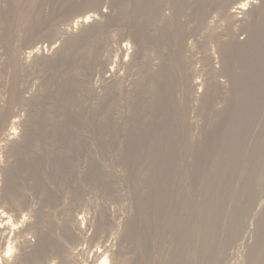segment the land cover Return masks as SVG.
Returning <instances> with one entry per match:
<instances>
[{
    "label": "rangeland",
    "instance_id": "374dc122",
    "mask_svg": "<svg viewBox=\"0 0 264 264\" xmlns=\"http://www.w3.org/2000/svg\"><path fill=\"white\" fill-rule=\"evenodd\" d=\"M16 1H17V3H16ZM35 1L36 0H0V11H1L0 12V20H1L0 21V44L2 45V43L4 42V44L2 46L0 45V51H1V49L3 51L6 48V46H9L8 41L12 42L13 40H15L17 38V39H19V43L21 44L20 46L22 47L21 50L23 49V51H26L27 50L26 47L28 46V44L30 45L33 42L34 44H32V46H33L34 50H36L38 48V51L47 52L50 55H52V54L54 55L55 54L54 56L58 57V61H57L56 57H55L56 60L52 61V62H54V64L53 63L51 64V65H53V67L50 65L52 67V70H51V67L49 66L47 68L48 70L47 69H45L44 71L42 70L43 71V72L41 71L42 73L40 71H37L38 73H36V71L34 73L33 72L32 73H28V72H26V69L25 70L24 69H20V71L17 69L18 72L15 73L16 74V81H18V82H16V84H17L16 86H17V89L21 93H22V91L26 92L27 90H25V89L27 87L29 92L32 91L31 92L32 94L29 93L28 91L26 92V93H28V94H26L27 98L32 97V95L34 97H36V96H43V94H44L45 95L44 96L45 97V101H43V102L47 101L46 104H48V106L45 103L44 104H40L41 106L44 105L42 108L39 105V107L41 109L38 110L37 112L38 113L40 112V113L38 114L36 112L37 116L34 119L35 123L37 122L36 124H38L37 131H38L39 138H40V139L38 138L37 141L39 143H41V142L42 143L41 144L36 143V146H38V147L35 146V148H36L35 152L37 150L39 152L37 151V153L35 155L34 154L33 155L37 158V160L35 159V157H33L30 160L28 159L31 162V163L30 162L28 163V166L29 165L38 166V168L37 167H33V168L28 167V169H27V168H25L26 164H27V161L26 162L24 161L25 163L24 162L21 163V161L24 160V159H20L19 157H15V158L11 159L12 161L14 160V162H16L15 160H17V163H15V167L16 166H18V167L15 168L16 169L15 170L16 171L15 174L18 176V174L21 173L18 176L19 177L18 180L21 181V185H24L25 191L26 190L29 191L28 194L31 195L32 199H34L35 202L34 201L33 202L36 205V203L38 202V201H36V199H38L37 196H39L38 194L40 192L37 191L36 187H34L32 185V183L34 184V182H36L38 184V186H39L40 185L39 182H42V179H44V178H46V180L48 182L49 181L53 182L54 180L60 179L61 176L59 174H56L55 171L53 172L54 169H52L53 165L56 164V163H59V164H62V165H68V164L72 165L74 163H76V164L77 163H83V160H85V162L88 164L89 160H91L89 158H91V157H90V155L89 156L87 155V150L88 149L86 148V144H87V146L90 145L91 147L90 146L89 147L92 150V152L90 154H91V156H94V158L96 159V160L95 159L94 160L96 162L98 161V163H100V165H105V163H106L105 166H107V164H108L109 168L111 166H113V167H116V168L120 167V169H125V170L128 169V172L129 171L131 172V170H132L133 175L135 177H138L141 174V176H142L141 178H143L144 180H147V178L149 177L151 179V181H156V183L153 184V185L149 183V180L146 181V182H142L144 186L143 185L141 186L142 183L139 184L140 185L139 187L142 189V190H140L141 193H142V195H140V196L146 197V200H144L143 203H144V206L146 207V210L148 209L147 210V213H148L147 215H150V217H152L154 219V221L152 222V220L150 219L149 222L147 224H145L146 227L144 226V224L143 225L141 224L142 226L140 225L141 228L139 230L138 229L137 230L134 229L130 233H127L128 234L127 235L128 236V238H127L128 243H126L127 247H128L127 251L130 252V253H128V255H127V252H126V256L128 258L127 259L128 261L130 259H132V262L129 261V263L130 264L131 263L132 264H147V263L151 264L150 262H152V264H159V263L160 264H168L169 263L168 261H170L171 258H175L176 257V256H174L176 254V252H177V254L178 253L180 254L182 252L181 253L182 257L181 258H184V255H182V254L185 253V258L182 259L183 261L186 260V262H184L185 264H187V263L188 264H199V258L201 259L203 257L202 256L203 252H201L202 250H200L199 246H200V243L203 240L202 237H204L203 235H205V231H204L203 227L199 226L200 225L199 222L203 221V218H200V216L202 214H198V212H200L199 211L200 208H197V207H200L199 205H201L200 201L202 199H204V205L205 206L209 205L207 203H210L208 199L211 198L210 193H212V191H214V185H213L214 181H212L214 178H212V176H213V174L215 172V171H213L215 169V166L220 167V164L221 165H223V164L227 165L229 163V162H226L225 159L223 158L224 152H225V155H226V151L222 150V149H226V148L222 147V143L221 142H222V138L224 137V132L225 131H224V127H221L220 124L222 123L223 125L222 124L221 125L225 126V124L228 123V120H229L228 117L232 114L231 113V111H232L231 109H233L234 106H235L234 104H232V102L234 101L233 99H234L235 95L237 96V97H235L237 100H238V98L242 100L240 92L238 91V85L236 86V84H234L232 82L233 81V78H232L233 75L234 74L235 75L236 74L239 75V73L241 72L240 71V69H242V66H241L242 64L240 63L241 60H240L239 56H238V60L236 59V55H234V53L236 54L234 48L231 49V50L229 49L231 51L230 54L232 56H235V57L232 58V63L229 64L230 65V67H229L230 69L228 71L229 72L228 76H225V74H222V76L221 75L218 76V79L220 81L221 80L222 81H225V80L228 81L227 82V85H228L227 86V92L222 95L221 93H218V87H217V88L213 89V90H217V92L213 91V94L210 95V96H212V98H209L208 101H204L203 102L202 99L205 98V95L200 96V98H201L200 100L199 99L198 100L197 99H192V98H194V95H192V94L190 95V93H188V92L184 93L185 89L181 88L179 86V84H177V80L176 79L178 78V81H179V78L181 77L180 75L182 74V77H183V72L185 71V72H187L186 74L193 75L194 80H195V78L198 79L197 81H195V87L196 88L190 86V89H191L190 92L192 93L193 90H197V91L199 90L201 92L203 91V88L200 86V83H198V82H202L204 80V78L206 77L205 75H207L206 72L203 69V67L205 66L203 61L205 62V60H204L203 54L200 52L201 51L200 50V48H201L200 46L202 44L206 45L207 49H209V51H210L209 54L213 56V57L211 56L214 59L213 60V64L216 65L217 67H218V65H219V67L221 66L220 61L222 59L221 58L222 56L220 54V49L218 48L219 45H218V43L215 40L216 39H220L221 37L222 38H227V36H226V33L224 32V28H225V26H223L224 21L220 18L221 16L218 14V12H216L217 9L214 8L215 7L214 6L215 1L213 0L214 2L212 1L213 3H211V0L210 1L206 0L207 2H209V3H207L205 0H201V2L205 1L204 4H205V7L207 8L206 9V13H207L206 17H207V20H209V23H210V25L209 24L207 25V26H209V28L206 27V28H208V30H205L204 26L201 27L202 25L199 24V19L196 18V13H195L196 7H195V4H194V7H193V1L192 0L191 1L187 0L188 2L185 1V4H183L184 6L183 5H182L183 7L181 6V8H183V10L180 8V6L179 7L177 6L175 8V10H173V7H171L174 3L180 5V3L183 2V1H181V2L179 0H178V2L173 1V3L171 4L170 2H168V0L167 1L166 0H162V1L158 0L157 1L158 3L157 2L155 3L156 4V6H155L156 9H158V8L159 9L160 8L163 9L164 10L163 12L165 14H168V13L171 14L172 12H174V15H175V13L177 15L178 13L179 14L181 13L182 17H180V18H181V21L182 20L183 21H182V23L180 22L181 23V36H178L180 38L177 37V40H176L177 43H175V45L174 44L172 45V44L169 43V41H168V43H166L167 41H164L165 43L164 44L161 43V45H163L162 49L164 51L167 50V47H168L167 45H169V44H170L169 45L170 49L172 47L176 48V50L175 49L173 50V48L171 49L172 51L170 50L171 53H169V54H171V55L173 53H174V55H176L177 53H180V51L181 52L184 51V52L181 53L182 54L180 56L181 60H183V63L186 60H188V61H186L187 63L186 62L184 63L185 66L183 67V70H182V68L179 66V63L177 61H175V56H174V60L171 59L173 61L170 64V65H172L171 66L172 70H171V67L167 68L168 77H164L163 76V78H160V79L155 77L157 80L155 79L154 81L152 79L153 76H152L151 73L154 71L153 74H155V72H157L159 70L158 64L160 66H162L161 63H163V60L165 58L164 56L166 55V54L163 55L161 53V51L158 53V50H157L156 46H158L159 43L156 44V45H152L151 44V42H152L151 40H149L150 42L149 41L144 42L145 45L143 44V46L146 47V48L144 47V49H145V51L148 52L147 55H148V58H149V59L147 58L146 60H150L151 59L150 62L154 63V64H152L149 61H146L145 70H144V68L143 69L140 68V70H139V68H137V66H136L137 64L134 63L135 64L134 65L133 62L130 60V55H131L132 51H134L132 48L135 49V44L134 43H135L136 38L140 34L144 35V33H143V31H141V29H140V31L137 30L138 33L136 31V34H133L135 32L134 28H136L137 25H138V24L135 25L136 24L135 23V19L137 18L140 21V23L144 21L142 19H145V17H144L145 15L144 14L147 13L146 9L149 10V6H148V1L149 0H96L95 1L96 4L94 3L95 6L93 5L95 8L93 7L90 10L87 9L88 11H86V10L85 11L88 14L94 15L93 17H91V20L89 21L90 24L93 22V20H95V21L97 20L100 23V25H105V27L103 28V30H101L99 32V34L97 35L98 37L97 36H95V37L92 36L91 37L92 39L90 38V39L84 40L82 42L83 47H82V45H80L81 47L73 48L74 51H73V49H71L69 51V53L68 52H66L65 54L63 53V55L59 54L60 57L62 56L60 58L61 61L59 59L58 53H56V50L59 47H61V46L64 47V44L67 45V43L70 40V37H68V36H70V35L65 34V33L64 34L63 33L60 34V33L55 32L56 28L58 29V26L55 27V24L58 25L61 22H63L62 21L63 18L66 20L69 17L72 18L74 15L76 16V14H78V13H80L82 11L84 12V10H82V8H81V5L83 7V4H85V1L87 2V0H82V1L81 0H58V1L57 0L56 1L55 0H47V1L46 0H37L36 2ZM48 1H51V2L47 3ZM53 1H54V3H52ZM254 1H256V3L259 2V1L261 2V0H254ZM57 2L60 4V6H62L63 9H65V8L66 9L65 10L59 9L60 6L58 5ZM189 2H191L192 4L189 3ZM260 2L257 5H259ZM31 4L33 6H31ZM204 4H202V5H204ZM47 6H49L50 8L47 7ZM144 6L147 7V8H145ZM44 9L45 10L49 9V11L48 10L45 11ZM67 9H68V11H67ZM74 11H75V13L76 12L77 13L75 14ZM119 12L121 13V15L119 14ZM67 13H68V15H67ZM71 13H74V14H71ZM183 13L185 14V16H184ZM18 14H19V17L17 16ZM46 15H47V17H46ZM100 15H102V16H100ZM65 16L68 17V18H65ZM75 16H74V18H72L73 20L76 18ZM49 19L52 20V21H50ZM72 19L69 21L70 22L69 25L72 24V22H73ZM99 20L100 21L102 20V21L100 22ZM115 20H116V22H115ZM196 20H197V23H196ZM56 22H58V23H56ZM98 22L96 24H98ZM53 23H55V24H53ZM93 23H95V22H93ZM233 24L231 26V30L233 29L234 33L231 36L235 37V40L236 39L238 40V39H241V38L242 39H244V38L246 39L247 36L248 37L251 36V34H252L251 29L247 28L246 26L244 28V25L243 24L241 25L240 22H236L235 25L236 26L237 25H241V27L240 26L236 27ZM52 25H53V27H52ZM69 25L68 24H66V26L65 25L64 26L60 25L59 27L67 28V31L73 30L72 27L71 28L69 27ZM174 26H175V24H174ZM17 27L18 28L20 27V28L18 29ZM210 27L213 28L214 30L213 29L211 30ZM44 28L46 29V31H45ZM53 28L55 29V31L53 30ZM187 28H188V30H187ZM75 30H77V29H75ZM124 30L127 31V32H125ZM142 30H144V28H142ZM249 30L251 31V33H250ZM47 31L49 32V34L47 33ZM53 31L58 36H56L55 33H53ZM146 32H148L147 29H146ZM215 33H216L217 37L215 36ZM42 34H44L45 37ZM51 34L54 35V36H52ZM137 34H139V35L136 36ZM182 34H183V36H182ZM193 34H194V36H193ZM62 35H64V36H62ZM237 35H239V37ZM48 36H50L51 39ZM134 36H136V37H134ZM218 36H219V38H218ZM29 37H30V39H31V37L32 38L33 37L34 38L38 37V39H37L38 41L36 40V42H35V40H33L34 39L33 38L32 40H30L27 43V46H26L25 42H27L26 40H28ZM211 37H213V38H211ZM147 38L151 39V36L149 38L148 34H147L145 39L148 40ZM152 38H153V36H152ZM106 39H108V40L106 41ZM133 39H135V40L133 41ZM179 39L180 40L182 39V40L180 41ZM187 40H188V42H187ZM61 41H65L64 44H62ZM178 41L182 42V43H179ZM5 43H7V44L5 45ZM120 43L127 45V47H128L127 49L128 50L127 49H126V51L119 50L120 49V45H121ZM216 43H217V45H216ZM177 44H178V46H177ZM196 45L199 46V47H197ZM23 46H24V48H23ZM184 46L186 47L185 50H183ZM49 47H50V49H49ZM182 47H183V49H181ZM84 48L85 49L87 48L88 50L91 49V50H90V52L89 51L86 52L87 49L85 50ZM186 49H188V50H186ZM218 49H219V51H218ZM75 51H77V52L75 53ZM92 51L93 52L95 51V52L93 53ZM185 51H186V54H185ZM71 52H73V56H72ZM77 53H78V55H77ZM87 53H90V54H87ZM74 54L77 55V56H74ZM113 56H114V58H113ZM182 56H183L184 59L182 58ZM157 57L160 59L159 61H157L158 60ZM75 59H78V61L75 60ZM202 59H203V61H202ZM122 60H125V61L130 60V63L128 65L129 67L121 64ZM64 61L67 62V63L64 64ZM156 61L158 62V64H157ZM160 61H162V62H160ZM215 61L217 63H215ZM235 61H236V65L234 63ZM55 62H58V64L59 63L60 64L57 66V63H55ZM75 62H78V63L76 64ZM83 62H84V67H83ZM0 63H2L1 64L2 67L0 66V68L2 70L0 69V71L2 72V75H4V78H6L5 81H2V80H4V78H3V76L1 75V72H0V78H1L0 82H5V83L7 82V85H8V83H10V79H11L10 76H12L11 71H10L11 70L10 69L11 66H10L9 69H7L8 67L6 66L7 64L5 62H4L5 64L3 62H1V61H0ZM68 63H70V64H68ZM72 63L75 64L74 67H72L73 66ZM88 63H90L92 66L90 64H88ZM101 63H102V65L104 63L105 64L108 63L107 67H109V69H112L114 72L119 73L121 75V77H123L125 75V78L123 77L121 79L123 81V82L121 81L122 82V86L119 87L121 90L119 88L107 89V85L106 86L104 85V81H103V77L102 76H104L105 74L109 75L110 71L104 73L103 66L101 65ZM149 63H150V65L152 67L149 65ZM176 63L178 64V67H177ZM239 64H240V68H239ZM65 66H67V67L65 68ZM135 66H136V68H135ZM148 66H149V68L151 67L150 69L153 68L152 69L153 71L152 70L147 71V70H149ZM154 66L156 67L155 69H154ZM231 66L233 67L232 70L235 71V72L233 71L234 73L232 72V74H231ZM131 67H132V69H131ZM59 68H61V69H59ZM205 68H206V66H205ZM137 69H138V71H137ZM22 70H23V72H22ZM59 70L62 72L60 74H63L64 76L63 75H61V76L59 75ZM87 70H88L89 73L87 72ZM146 71H147V73H146ZM178 71H181V72H179L180 75H178ZM192 71H193V73H192ZM53 72L55 74H53ZM95 72H96V74H95ZM148 72H151V73L148 74ZM169 72H171V73H169ZM185 72H184V74H185ZM75 73L78 74V79H77V77L74 78L75 76H77ZM142 73L144 75H142ZM40 74H41V76H40ZM230 74H231V76L229 78ZM35 75L36 76L38 75L37 78H36ZM149 75H151V78H150ZM65 76H67V77H65ZM58 77H61V78H58ZM28 78L30 79V81H29ZM63 78H66V79H63ZM68 78L71 79V80L68 81L67 80ZM7 79H8L9 82L7 81ZM146 79H147V81H146ZM150 79H152L153 82L152 81L150 82ZM223 79H225V80H223ZM58 80H60V81L58 82ZM73 80H74V83H72ZM142 80L147 83L146 84L147 88H146V86H145V84H144V82ZM163 80L166 83V85L168 84L167 86L170 89L166 88L167 86L165 85ZM32 81H33V83H32ZM55 81H57V83L60 86ZM64 82H67V85ZM68 82L69 83L71 82V83L69 84ZM154 82H155L156 85L154 84ZM30 83H31V85H30ZM63 83L65 84V86H64ZM77 83H79V84H77ZM85 83H88V84H85ZM82 84H85V85H82ZM102 84H103V86H102ZM136 84H138V85H136ZM20 85L23 86L22 87L23 90H20L21 89ZM131 85H133V86H131ZM140 85H142V86L140 87ZM30 86H31L32 90H30L31 89ZM53 86H55V87H53ZM73 87H74V89H73ZM91 87H94L97 91L96 90L93 91ZM142 87L144 89H141ZM55 88H56V92L54 91ZM75 88H78V89L75 90ZM87 88H89L90 90L89 89L87 90ZM138 88L140 89V91H139ZM103 89H105V90H103ZM33 90L34 91L36 90V92H34ZM60 90H61V92L63 90H66V92L69 93V95L68 96H64L63 94L61 95ZM109 90L112 93L108 92ZM116 90L117 91L119 90V91L117 92ZM50 91H51V93H50ZM76 91H77V93H76ZM25 92L22 93V95L24 94V96H25ZM58 92H59V94H58ZM181 92H183L184 94L181 93ZM52 93H54L55 95L54 94L52 95ZM141 93H143V94H141ZM233 93H236V94H233ZM112 94L114 96L113 98H112ZM98 95L101 97V100L105 99L107 101V99L110 98L109 102L107 101L105 103V100L101 101L100 97ZM187 95H189V96H187ZM69 96H70V98H69ZM96 96H98V97H96ZM52 97H53V99H52ZM141 97L142 98L144 97V98L142 99ZM232 97H233V99H232ZM178 99H180V100H178ZM189 99H190V101H189ZM49 100L50 101L53 100L54 105H56V106L51 105L53 103L49 102ZM68 100H69V103H67ZM59 101H60V103H59ZM79 101H80V103H79ZM99 101L101 102V104H100ZM112 101H113V103H112ZM26 102L30 103V101L28 102L26 100L22 102L23 105H21V103H18L19 111H20V108L23 107V108H21L22 111L19 112V114L21 116H23V117H21V119L25 118V116L27 117V115L29 116V109L25 110V109H27L29 107L28 106L29 104H26ZM43 102H41V103H43ZM48 102L51 103V104H49ZM82 102H85V103H82ZM102 102H104V103L102 104ZM74 103L78 104L79 106H77V105L75 106ZM16 104L13 105V106H15V107H13V109L14 108L18 109ZM82 104H84V105H82ZM45 105L47 106V108H46ZM66 105L68 107L70 106L69 110L71 112H68L69 110H68V107ZM87 105H89V106L86 108ZM24 106H27V107L24 108ZM51 106L55 107V108H49L48 109V107H51ZM58 106H59V108H58ZM81 107L84 108V109L86 108V109L84 110ZM73 108L75 110H73ZM95 108L98 109V111ZM202 108L204 109V111H203ZM16 109H14V110L17 112ZM45 110L47 111V113H46ZM50 110H52V111L50 112ZM55 110L57 112L59 111L58 112L59 115H57V112ZM77 110H79V111H77ZM24 111H27V113L26 112L24 113ZM75 111H76V113H75ZM43 112L45 113V117L48 115L47 116L48 118L49 117L53 118V119H51L50 122L53 123V121H55L57 119L58 122L56 121L57 124L54 122L55 125L53 127V130L55 131V129H59L60 131H63L64 133L63 132L61 133L62 138L64 136H66V134L68 136V134L72 135V133H73V135H75V134L79 133L78 135H79V139L80 140L78 138H76L78 140H76V143H74V146H73V147H75V149L72 148V146L70 147L72 150L70 148L67 149V147H66L67 145H65V144H64L65 145L64 149H63V147L62 148L59 147V149L57 151H55L57 149V148L55 149L56 145L54 147H52L53 148L52 150H53L54 154L53 153L51 154L50 152L47 153V151H48L47 148L45 150L42 149V148H45L44 146H45V143L47 142L46 140H49L47 138H49V137L52 138L54 136V133H56V132H57V134H60L59 130L52 133V129H48V127H45L44 124H45V122L46 123L48 122L47 121L48 118L46 117L47 120H46V118L42 119V117H44V114L42 115ZM48 112H50V113L48 114ZM52 112H53V117H52V114H51ZM60 112H62V114H60ZM54 113H56V114H54ZM67 113H70V114L67 115ZM24 114H26V115L24 116ZM209 114H210V116H208ZM61 115H63V116H61ZM174 115H175V117H174ZM218 115H219V117H218ZM59 116H60V118H59ZM92 116H94V117H92ZM60 120H62V121H60ZM98 120L100 122H98ZM65 122H67V123H65ZM96 122H98V123H96ZM210 122H211V124H210ZM71 124H72V126H71ZM83 124L85 125V127H84ZM109 124H110V126H109ZM119 126H121V127H119ZM40 129H43V131L40 130ZM77 129L78 130L80 129V130L78 131ZM48 130H49V132L51 131L50 132V134H52L51 136H49L50 134H49ZM218 130H221V131H218ZM41 131L42 132L45 131L46 134L42 133ZM80 131H82V132L85 131V132H83L85 135L82 132H80ZM211 131H214V132H211ZM109 133H110V136H109ZM40 134H42V135H40ZM61 135H58V136L61 137ZM88 135H89V137H88ZM46 136H49V137H46ZM62 138H60V139H62ZM122 138H124V139H122ZM77 141H78V143H77ZM86 141H87V143H85ZM58 146H60V144H57V147ZM40 147H41V150H39ZM73 149H74V152H73ZM66 151H68V152H66ZM95 151H96V153H95ZM82 152H84V155L85 154L86 155L84 156L82 154ZM220 152H222V153H220ZM56 153H58V154L56 155ZM113 153H114V155H113ZM92 154H94V155H92ZM252 155L250 157L255 159V161H256V162H253L252 164L254 165V164L257 163V165H261L262 164L261 166H263L264 165V144L257 143L256 144V148L253 150V154ZM70 156H71V158H70ZM5 157H3L4 160L7 159V157L6 158ZM50 157H52V158H50ZM227 157H228V153H227ZM68 158H70V159H68ZM60 159L62 161H64V162L60 161ZM220 159L223 160V162L224 161L225 162L223 163ZM31 160H33V161H31ZM68 160H70V161H68ZM18 161H20V162H18ZM101 161L105 162V163L103 164ZM18 163H19V165H22V166L17 165ZM258 163H260V164H258ZM44 164L47 167H44ZM23 166H25V167H23ZM41 167H43V168H41ZM49 167H51V168H49ZM157 167L159 168L160 171H157L158 170ZM46 168H49V169L46 170ZM148 168H150L148 170V175L146 174L147 176H145L144 174L146 173V169H148ZM161 169H165V172H161ZM19 170H20V173H19ZM26 170H27V172H25ZM39 170H40V172H39ZM42 171L44 172L43 174H42ZM36 172L38 173V177L36 176L34 178L33 176L35 175ZM26 173H29V174H26ZM164 173H166V174H164ZM167 173H169L170 176L167 175ZM57 175H59V176H57ZM153 175H154V177H153ZM163 175H164V178H162ZM208 175H210V176H208ZM41 177H42V179H40ZM52 178H53V180H52ZM32 179L35 180V181H33ZM38 180H39V182H38ZM25 182H26V184H24ZM29 184H31L33 187L31 185H29ZM251 185L253 186V188L255 190L256 189V183L252 182ZM29 186L31 187L32 190L30 189ZM91 186L93 187V185H91ZM145 187H146V189H145ZM90 189L91 188H89V191H90ZM257 189H258V185H257ZM91 190H93V191L88 192V194H87L88 197L87 196L86 197L89 200H92V202H93V200L98 199V197L97 196L93 197L91 195H96L97 190H95V189H91ZM27 191H26V193H27ZM152 191H154V192H152ZM92 192H93V194H92ZM85 193H86V191H85ZM204 193H206L207 196L208 197L210 196V197L207 198L206 194H204ZM64 194H66V193H64ZM147 194H148V196H147ZM150 196L152 198L151 200H150ZM171 196H172V198H171ZM205 196H206V199H205ZM256 196H254V198H248V199L243 200L245 202L242 203V205H240V209L238 210V213H236V215L234 216L233 220H235V224L238 225V226L235 227V229L233 231V233L236 234V237H235V239H232L229 242V244H226V246L223 247L224 249L220 250V252H219V264H241L242 262H243L242 264H249V258H248L249 254L247 252L248 251L247 248H249L250 246H253L254 242L256 241L257 237H255V236H256V233H257L256 232L257 228H256V224L255 223H257V220L259 219V214L255 215L254 201L256 202L258 199L260 200V198L263 197L264 195L262 194L260 196L259 194H257ZM147 197H149V198H147ZM171 199H173L174 204L172 203ZM158 201H159V203H158ZM193 208H195V209H193ZM195 210H197V211H195ZM193 212H195V213L192 214ZM252 216L255 217V219H254V222H255L254 224L255 225L253 224V225H251L252 227L249 226L247 228L240 226L242 224V221H246L247 222V219L252 217ZM189 218H191V219H189ZM197 220H199V222ZM253 226H254V229H252ZM248 228H250V229H248ZM244 229H245V231H244ZM192 230H194V231L192 232ZM186 232H189L190 234H188ZM242 232H244V233H242ZM193 233L195 235H193ZM185 234H187V235H185ZM241 234H243V235H241ZM196 235H197V237H195ZM28 236L31 237L32 235L28 234ZM150 236H152V237H150ZM129 237H131L130 240H129ZM182 238L183 239L186 238V240L184 239V242H182V240H183ZM31 239H33V236L31 237ZM187 239H188V241H187ZM132 240H134V241H132ZM189 240L193 244L191 242H189ZM234 240H236V241H234ZM242 241H244L247 244L246 248H243L242 249L243 251L242 250L239 251V255L237 254L238 252L233 254V251H235L234 248H233L234 242L236 244V243H241ZM132 242H134L133 243L134 245L132 244ZM231 242H233V243H231ZM184 243H185V249L186 250L184 248H181V246H184ZM96 244H98L97 241H90V242L89 241H85V242H83V245H81V246L83 247L84 254L87 255V256L90 255L89 253H91V250L93 248H96V246H97ZM189 244H190L191 247H189ZM89 249H91V250H89ZM231 249H233V250H231ZM188 252H190V253H188ZM149 254H151V255H149ZM77 256H78L77 258H82L83 255H81V254L79 255L78 254ZM152 256H154L153 259H151ZM187 257H188V259H187ZM236 257L238 258V260L236 259ZM231 258H233L234 260L233 259L231 260ZM147 259H149L150 261L147 260ZM197 260H198V263H197ZM145 261H147V262L145 263ZM129 263H126V264H129ZM184 263H182V264H184Z\"/></svg>",
    "mask_w": 264,
    "mask_h": 264
},
{
    "label": "bare ground",
    "instance_id": "6f19581e",
    "mask_svg": "<svg viewBox=\"0 0 264 264\" xmlns=\"http://www.w3.org/2000/svg\"><path fill=\"white\" fill-rule=\"evenodd\" d=\"M37 1V0H36ZM35 1V2H36ZM47 1V0H46ZM56 1V0H55ZM58 1V0H57ZM82 1V0H81ZM96 0H87V2L85 1V4H83V7L81 5L82 10H84V12H80L78 14H76V18L73 20L72 18H74V16L72 18H68L66 17L68 15L65 16V18L68 19H64L63 18V22H59L60 24L56 25L55 23V27L58 26V29L53 28V30L57 33H65L68 34L70 36V40L69 42L66 44H64L65 41H61L62 44H64V47H59L56 50V53H58L60 55H63V53L65 54L66 52L69 53V51L73 48H78L81 47L80 45L83 44L82 42L84 40L90 39L92 36H97L99 34V32L101 30H103V28L105 27V25H100V23L96 20H93V22L95 23H89V21L91 20V17H93L94 15L92 14H88L86 11L90 10L91 8H93L95 5ZM158 0H149L148 1V6H149V10L146 9L147 13L144 14L145 19L143 22L140 23V21L136 18L135 19V25H137L136 28H134V33L136 34V31L141 29V31H143L144 35H140L137 34L136 36H138L135 39H133V41L135 40V49L132 48L134 51H132L131 55H130V60L133 62V64H137V68H140L145 70V65H146V61L150 60H146L148 58V52L145 51L143 44L144 42H147L149 40H151V44L152 45H156L159 43L158 46H156L158 53L161 51V53L163 55H165L164 60L162 66H160L158 64L157 61H159L160 59L158 58V60L156 61L158 64V68L159 70L157 72H155V74H153V68L150 69L152 66L150 65V63L154 64L153 62H150L149 65L151 66L149 68L150 71L152 70L153 72H148L152 74L153 76V81L158 78H163L164 77H168V73H167V68L171 67L172 65L171 62L174 60V56H175V61H177L179 63V66L182 68L185 66L184 63L188 60H186L183 63V60H181V53L184 51H180V53H177L176 55H174V53L171 55L169 53L170 49L169 45L170 44H174L177 43V37L181 36V18L182 15L181 13L178 15H174V12H172L171 14H165L163 11V9H156V2ZM162 1V0H161ZM167 1V0H166ZM173 1L178 2V0H168V2H170L171 4L173 3ZM180 5L179 4H173L171 7H173V10H175V8L178 6H181L183 4H185V1L187 0H179ZM191 1V0H190ZM193 1V7L195 4V13H196V18L199 19V24L202 25L201 27L204 26L205 30H208L209 26H207L209 23V20H207L206 17V7L204 2H201V0H192ZM208 1V0H207ZM206 1V2H207ZM210 1V0H209ZM211 0V3H214V8L217 9L216 12H218V14L221 16L220 18L224 21L223 26H225L224 28V32L226 33L227 38H220V39H216L215 41L218 43L219 45V49H220V54H221V66L218 67L216 65L213 64V56L209 54V49H207L206 45L202 44L200 47V52L203 54L204 60L203 61L205 66L203 67L204 71L206 72L207 75L204 78V80L202 82H198L200 83V86L203 88V91H197V90H193V92L191 93V87H195V81H197L198 79L193 78V75H188L186 74L187 72H183V77L182 74L180 75L178 71V75H180L179 77V81L178 78L177 80V84H179V86L183 89H185L184 93H190V95H194V98L192 99H201L200 96L205 95V98L202 99L203 102L204 101H208L209 98H212V96H210L211 94H213V91L217 90H213L215 88L218 87V93H221L222 95L224 93L227 92V82L225 79V81H220L218 79V76H222V74H225V76H228V71H229V67L232 63V58H234L235 56H232L231 53V49H235L236 54L234 53V55H236V59L238 60V56L241 60V66L242 69H240V73L238 74H234L233 75V83L236 84V86L238 85V91L240 92L241 95V99L238 98V100L235 98L237 97L235 95L234 99L232 97V99L234 100L232 102V104H234V108L231 109V115L228 117V123L225 124V126H222L220 124L221 127H224V137L222 138V147L226 148V149H222L226 151V155L224 152L223 158L225 159L226 162H229L227 165H221L220 167L215 166V169L213 171L214 174L212 176V178H214L212 181H214L213 185H214V191H212V193H210L211 198L208 199L210 203H207L209 205L205 206L204 205V199H200V212H198V214H202L200 216V218H203V221L199 222V220H197L199 222V226L204 228L205 231V235H203L204 237L202 242L200 243V250H202L201 252H203L202 254V258H199V264H219V252L221 249H224L223 247L226 246V244H229V242L232 239H235L236 234L233 233L234 229L236 226H238L237 224H235V220H233L234 216L236 215V213H238V210L240 209V205H242V203H244L245 199L248 198H254V196H256L257 194H259L260 196L263 194L264 195V165H257L256 164H252L253 162H256L255 159L251 158L250 156L253 154V150L256 148V144H264V0H261L260 4L257 5L259 2L256 3V1H252V0ZM23 2V1H22ZM34 2V3H35ZM51 1H48L47 3H49ZM164 2V1H163ZM188 2V1H187ZM17 3V1H16ZM54 3V1L52 2ZM51 3V4H52ZM58 3V2H57ZM158 3V2H157ZM191 3V2H189ZM204 5H202V4ZM209 3V2H207ZM206 3V4H207ZM40 4V3H39ZM96 4V3H95ZM162 4V3H161ZM168 4V3H167ZM170 4V5H171ZM192 4V3H191ZM9 5V4H8ZM7 5V6H8ZM18 5V4H17ZM24 5V4H23ZM58 5L60 6V4L58 3ZM62 5V4H61ZM80 5V4H79ZM94 5V6H93ZM145 5V4H144ZM209 5V4H208ZM16 6V5H15ZM31 6H33L31 4ZM184 6V5H183ZM182 6V7H183ZM211 6V5H210ZM9 7V6H8ZM46 7V6H45ZM49 7V6H47ZM61 7V8H60ZM59 9H63L62 6H60ZM64 7V6H63ZM145 7V6H144ZM143 7V8H144ZM6 8V7H5ZM17 8V7H16ZM35 8V7H34ZM38 8V7H37ZM50 8V7H49ZM54 8V7H53ZM56 8V7H55ZM80 8V7H79ZM95 8V7H94ZM147 8V7H145ZM144 8V9H145ZM24 9V8H23ZM66 9V8H65ZM63 9V10H65ZM88 9V10H87ZM179 9V8H178ZM183 10V8H181ZM45 10V9H44ZM49 11V9H47ZM45 10V11H47ZM79 10V9H78ZM77 10V11H78ZM81 10V9H80ZM86 10V11H85ZM180 10V9H179ZM16 11V10H15ZM14 11V12H15ZM68 11V9H67ZM70 11V10H69ZM103 11V10H102ZM125 11V10H124ZM143 11V10H142ZM1 12V11H0ZM8 12V11H7ZM36 12V11H35ZM59 12V11H58ZM72 12V11H71ZM79 12V11H78ZM92 12V11H91ZM97 12V11H96ZM169 12V11H168ZM181 12V11H180ZM192 12V11H191ZM71 13V14H74ZM109 13V12H108ZM124 13V12H123ZM194 13V14H195ZM20 14V13H19ZM19 14L17 15L19 17ZM28 14V13H27ZM47 14V13H46ZM52 14V13H51ZM104 14V13H103ZM119 14L121 15V13L119 12ZM184 14V13H183ZM212 14V13H211ZM217 14V13H216ZM97 15V14H96ZM99 15V14H98ZM111 15V14H110ZM125 15V14H124ZM140 15V14H139ZM190 15V14H189ZM192 15V14H191ZM25 16V15H24ZM23 16V17H24ZM62 16V15H61ZM60 16V17H61ZM72 16V15H71ZM102 16V15H100ZM143 16V15H142ZM185 16V14H184ZM217 16V15H216ZM47 17V15H46ZM112 17V16H111ZM114 17V16H113ZM119 17V16H118ZM191 17V16H190ZM189 17V18H190ZM54 18V17H53ZM185 18V17H184ZM48 19V18H47ZM57 19V18H56ZM73 20L72 24L69 25V21ZM147 19V20H146ZM50 20V19H49ZM65 20V21H64ZM118 20V19H117ZM186 20V19H185ZM1 21V20H0ZM47 21V20H46ZM52 21V20H50ZM100 21V20H99ZM102 21V20H101ZM100 21V22H101ZM48 22V21H47ZM46 22V23H47ZM55 22V21H54ZM56 22V23H58ZM98 22V24H96ZM116 22V20H115ZM176 22V23H175ZM181 22V23H180ZM193 22V21H192ZM214 22V21H213ZM236 22H240L241 25H244L249 29H251L252 34L251 36H245L246 39H236L235 37L231 36L234 32L233 29L231 30V26L232 24L235 25ZM52 23V22H51ZM197 23V20H196ZM23 24V23H22ZM66 24L69 25V27L73 30L67 31V28L64 27H59L60 25H65ZM105 24V23H104ZM175 24V26H174ZM188 24V23H187ZM190 24V23H189ZM238 24V23H237ZM199 25V26H200ZM241 25H237L240 26ZM186 26V25H185ZM236 26V25H235ZM236 26V27H237ZM16 27V26H15ZM49 27V26H48ZM53 27V25H52ZM68 27V26H67ZM68 27V28H69ZM208 27V28H206ZM212 27V26H211ZM210 27V28H211ZM239 27V28H240ZM243 27V26H242ZM18 28V27H17ZM20 28V27H19ZM18 28V29H19ZM41 28V27H40ZM47 28V27H46ZM142 28H144V30H142ZM234 28V27H233ZM238 28V29H239ZM22 29V28H21ZM45 29V28H44ZM77 29V30H75ZM106 29V28H105ZM146 29L148 30V32H146ZM196 29V28H195ZM194 29V30H195ZM213 28H211L212 30ZM41 30V29H40ZM48 30V29H47ZM123 30V29H122ZM127 30V29H126ZM188 30V28H187ZM193 30V31H194ZM199 30V29H198ZM214 30V29H213ZM44 31V30H43ZM46 31V29H45ZM52 31V30H51ZM53 31V33H55ZM125 31V30H124ZM218 31V30H217ZM235 31V30H234ZM250 31V30H249ZM250 31V33H251ZM41 32V31H40ZM127 32V31H125ZM133 32V31H132ZM190 32V31H189ZM212 32V31H211ZM214 32V31H213ZM223 32V33H224ZM243 32V31H242ZM248 32V31H247ZM43 33V32H42ZM47 33L49 34V32L47 31ZM51 33V32H50ZM52 33V34H53ZM116 33V32H115ZM138 33V31H137ZM210 33V32H209ZM208 33V34H209ZM240 33V32H239ZM51 34V35H52ZM148 34V37L151 39L146 40V36ZM213 34V33H212ZM211 34V35H212ZM44 36V34H42ZM50 35V36H51ZM56 36H58L55 33ZM72 35V36H71ZM124 35V34H123ZM132 35V34H131ZM186 35V34H185ZM192 35V34H191ZM202 35V34H201ZM210 35V36H211ZM223 35V34H222ZM235 35V34H234ZM11 36V35H10ZM48 36V37H50ZM54 36V35H52ZM64 36V35H62ZM103 36V35H102ZM116 36V35H115ZM134 36V37H136ZM153 36V38H152ZM183 36V34H182ZM194 36V34H193ZM198 36V35H197ZM209 36V37H210ZM216 36V33H215ZM221 36V35H220ZM239 37V35H237ZM236 36V37H237ZM242 36V35H241ZM240 36V37H241ZM45 37V36H44ZM72 37V38H71ZM98 37V36H97ZM133 37V38H134ZM217 37V36H216ZM244 37V36H243ZM34 38V37H33ZM31 37H29L28 40H26V46L27 43L33 39ZM180 38V37H178ZM187 38V37H186ZM192 38V37H191ZM200 38V37H199ZM213 38V37H211ZM219 38V36H218ZM234 38V39H233ZM38 39V37H35L33 40ZM46 39V38H45ZM51 39V37H50ZM92 39V38H91ZM43 40V39H42ZM53 40V39H52ZM55 40V39H54ZM96 40V39H95ZM94 40V41H95ZM100 40V39H99ZM108 39H106L107 41ZM121 40V39H120ZM180 40V39H179ZM182 40V39H181ZM180 40V41H181ZM12 41V40H11ZM38 41V40H37ZM46 41V40H45ZM51 41V40H50ZM49 41V42H50ZM68 41V40H67ZM90 41V40H89ZM127 41V40H126ZM158 41V42H157ZM168 43L169 41V45H167V50L164 51L162 49V44H164L165 42ZM203 41V40H202ZM32 42V41H31ZM55 42V41H54ZM60 42V43H61ZM150 42V41H149ZM179 42V41H178ZM184 42V41H183ZM188 42V40H187ZM196 42V41H195ZM204 42V41H203ZM9 46H6V48L2 51H0V61L1 62H5L7 65V69L10 68L11 66V74L12 76L10 79V83L7 82H0V224L4 225L3 227H0V264H126L132 262V259H130L129 261L127 260V256H126V252L127 255L128 252L127 249V244L128 243V234L130 233L132 230L134 229H140V225L147 224L149 222V220L151 219L152 222L154 221V219L152 217H150V215H147V210L146 207L144 206V200H146V197L140 196L142 195L141 191L142 190L139 186L140 183L142 182H146L149 180L150 184H155L156 181H151V179L148 177L147 180H144L143 178H141V174L138 177H135L133 175V172L131 170V172H128V169H120L111 166L110 168L108 167L109 165L105 162H102L103 164L105 163V165H100V163H98V161L96 162L94 156H91V152L92 150L90 149V145L87 146L86 144V148L87 150V155L91 158V160H89V163L87 164L85 162V160H83V163H74L72 165H62L59 163H56L53 165V172L55 171L56 174H59L61 177L58 180H54L53 182H48L46 180V178L42 179V177L40 179H42V182H39V186L36 182H34V184L32 183V185L34 187H36L37 191H39L40 193L38 194L39 196L38 199H36V201H38L35 205V201L34 199L31 198V195L28 194L29 191H25L24 185H21V181H19V175L20 173V169L18 176L15 174L16 173V166L15 167V163H17V160H15L16 162H14V160L12 161V158L15 157H19L20 159H24L21 161L22 162H26V167L28 169V167H37L38 166H28V163L30 162L29 160L32 159L33 157H35L34 155L37 153V151L35 152V146L36 143H39L37 140L39 138V134L37 131V126L38 124L35 123V118L37 116V111L40 110L44 105H40V104H46L45 101V95L43 94V96H36L34 97L32 95V97L27 98L26 97V93L28 91L27 87L25 90H27L25 92V96L24 94L22 95V93H24L22 91V93L17 89V84L16 82V74L18 71L17 69L20 71V69H26V72L28 73H34L36 71V73H38L37 71H44L45 69H47L52 63L54 64V60L56 56H54L53 54L50 55L47 52H41L38 51V48L36 50L33 49L32 44H34L33 42L26 47L27 50L23 51V49L21 50V44L19 43V39H15L12 42H9ZM48 43V42H47ZM97 43V42H96ZM124 43V42H123ZM127 43V42H126ZM182 43V42H179ZM178 43V44H179ZM200 43V42H199ZM216 43V45H217ZM4 44V42L2 43V45ZM7 43H5L6 45ZM37 44V43H36ZM85 44V43H84ZM121 44V43H120ZM177 44V46H178ZM188 44V43H187ZM1 45V44H0ZM1 45V46H2ZM42 45V44H41ZM90 45V44H89ZM88 45V46H89ZM93 45V44H92ZM99 45V44H98ZM103 45V44H102ZM133 45V44H132ZM145 45V44H144ZM214 45V44H213ZM38 46V45H37ZM53 46V45H52ZM180 46V45H179ZM197 46V45H196ZM212 46V45H211ZM5 47V46H4ZM85 47V46H84ZM176 47V46H175ZM199 47V46H197ZM24 48V46H23ZM36 48V47H35ZM90 48V47H89ZM117 48V47H116ZM127 45L125 44H121L120 45V49L121 51H126L127 49ZM146 48V47H145ZM165 48V47H164ZM185 46L184 49L183 47L181 49L185 50ZM189 48V47H188ZM50 49V47H49ZM83 49V48H82ZM85 49V48H84ZM87 49V48H86ZM85 49V50H86ZM166 49V48H165ZM176 50V48H173V50ZM192 49V48H191ZM198 49V48H197ZM212 49V48H211ZM216 49V48H215ZM218 49V51H219ZM230 49V50H229ZM25 50V49H24ZM76 50V49H75ZM91 50V49H90ZM90 50H86L90 52ZM128 50V49H127ZM188 50V49H186ZM74 51V49H73ZM172 51V50H171ZM195 51V50H194ZM77 51H75L76 53ZM81 52V51H80ZM93 52V51H92ZM95 52V51H94ZM93 52V53H94ZM128 52V51H127ZM190 52V51H189ZM199 52V53H200ZM234 52V51H233ZM72 56H73V52ZM121 53V52H120ZM217 53V52H216ZM90 54V53H87ZM186 54V51H185ZM233 54V53H232ZM78 55V53H77ZM74 54V56H77ZM124 55V54H123ZM200 55V54H199ZM70 56V55H69ZM86 56V55H85ZM89 56V55H88ZM87 56V57H88ZM159 56V55H158ZM171 56V57H170ZM187 56V55H186ZM185 56V57H186ZM194 56V55H193ZM212 56V57H211ZM62 57V56H61ZM59 56V59L61 58ZM125 57V56H124ZM199 57V56H198ZM57 61H58V57ZM75 58V57H74ZM78 58V57H77ZM81 58V57H80ZM85 58V57H84ZM83 58V59H84ZM114 58V56H113ZM183 58V56H182ZM196 58V57H195ZM202 58V57H201ZM86 59V58H85ZM125 59V58H124ZM149 59V58H148ZM153 59V58H152ZM173 59V60H171ZM184 59V58H183ZM187 59V58H186ZM65 60V59H64ZM72 60V59H71ZM70 60V61H71ZM78 61V59H75ZM116 60V59H115ZM130 60L125 61L122 60L121 64L128 66L130 63ZM162 60V59H161ZM239 60V61H240ZM61 61V59H60ZM88 61V60H87ZM96 61V60H95ZM109 61V60H108ZM217 61V60H216ZM215 61V63H217ZM72 62V61H71ZM81 62V61H80ZM79 62V63H80ZM101 62V61H100ZM162 62V61H160ZM4 63V64H5ZM57 63V66L60 64ZM67 63L64 61V64ZM76 64L78 62H75ZM87 63V62H86ZM98 63V62H97ZM187 63V62H186ZM236 65V61L234 62ZM233 63V64H234ZM2 63H0L1 66ZM62 64V63H61ZM70 64V63H68ZM73 64V63H72ZM90 64V63H88ZM108 64V63H107ZM107 64H103L101 63V65L103 66V70L104 73L110 71L109 75H104L103 77V81H104V85H107V89H111V88H119L122 86V78H125V75L123 77H121V75L117 72H114L112 69H109V67H107ZM120 64V65H121ZM134 64V65H135ZM177 64V63H176ZM56 65V64H55ZM54 65V66H55ZM75 64H73L72 67H74ZM91 65V64H90ZM98 65V64H97ZM196 65V64H195ZM53 67V65H51ZM50 66V67H51ZM92 66V65H91ZM99 66V65H98ZM133 66V65H132ZM135 66V68H136ZM157 66V65H156ZM188 66V65H187ZM186 66V67H187ZM2 67V66H1ZM51 67V70H52ZM67 66H65L66 68ZM69 67V66H68ZM83 67H84V62H83ZM89 67V66H88ZM116 67V66H115ZM129 67V66H128ZM178 67V64H177ZM199 67V66H198ZM202 67V66H201ZM235 67V66H234ZM55 68V67H54ZM92 68V67H91ZM134 68V67H133ZM156 67L154 66V69ZM188 68V67H187ZM190 68V67H189ZM232 66H231V74L234 70H232ZM239 68H240V64H239ZM1 69V68H0ZM61 69V68H59ZM68 69V68H67ZM74 69V68H73ZM117 69V68H116ZM132 69V67H131ZM177 69V68H176ZM2 70V69H1ZM48 70V69H47ZM90 70V69H89ZM101 70V69H100ZM172 70V67H171ZM186 70V69H185ZM188 70V69H187ZM191 70V69H190ZM236 70V69H235ZM238 70V69H237ZM16 71V72H15ZM42 71V72H43ZM58 71V70H57ZM71 71V70H70ZM134 71V70H133ZM138 71V69H137ZM146 71V73H147ZM1 72V71H0ZM23 72V70H22ZM25 72V73H26ZM39 72V73H40ZM41 72V73H42ZM64 72V71H63ZM88 72V70H87ZM100 72V71H99ZM190 72V71H189ZM235 72V71H234ZM233 72V73H234ZM237 72V71H236ZM20 73V72H19ZM58 73V72H57ZM62 73L59 70V75H63L60 74ZM65 73V72H64ZM74 73V72H73ZM89 73V72H88ZM91 73V72H90ZM136 73V72H135ZM171 73V72H169ZM191 73V72H190ZM193 73V71H192ZM24 74V73H23ZM22 74V75H23ZM53 74H55L53 72ZM52 74V75H53ZM76 74V73H75ZM96 74V72H95ZM100 74V73H99ZM173 74V73H172ZM231 74L229 75V78L231 76ZM2 75V72H1ZM8 75V74H7ZM29 75V74H28ZM58 75V74H57ZM71 75V74H70ZM77 76H75L74 78L77 77L78 79V74H76ZM123 75V74H122ZM141 75V74H140ZM142 75H144L142 73ZM171 75V74H170ZM4 78V75H2ZM9 76V75H8ZM36 76V75H35ZM38 76V75H37ZM36 76V78H37ZM41 76V74H40ZM64 76V75H63ZM74 76V75H73ZM80 76V75H79ZM148 76V75H147ZM151 78V75H149ZM199 76V75H198ZM33 77V76H32ZM43 77V76H42ZM67 77V76H65ZM156 77V78H155ZM178 77V76H177ZM18 78V77H17ZM41 78V77H40ZM61 78V77H58ZM80 78V77H79ZM144 78V77H143ZM148 78V77H147ZM1 79V78H0ZM6 78H4L5 81ZM29 79V78H28ZM34 79V78H33ZM39 79V78H38ZM44 79V78H43ZM52 79V78H51ZM66 79V78H63ZM149 79V78H148ZM152 79H150V82L152 81ZM62 80V79H61ZM68 81L71 79H67ZM66 80V81H67ZM125 80V79H124ZM144 80V79H143ZM142 80V81H143ZM157 80V79H156ZM200 80V79H199ZM1 81V80H0ZM8 81V79H7ZM30 81V79H29ZM34 81V80H33ZM32 81V83H33ZM60 80H58L59 82ZM78 81V80H77ZM80 81V80H79ZM122 81V82H121ZM147 81V79H146ZM152 81V82H153ZM9 82V81H8ZM57 83V81H55ZM63 82V81H62ZM61 82V83H62ZM125 82V81H124ZM131 82V81H130ZM144 82V81H143ZM164 82V80H163ZM162 82V83H163ZM179 82V83H178ZM35 83V82H34ZM55 83V84H56ZM67 85V82H64ZM63 83V84H64ZM69 83V82H68ZM71 83V82H70ZM69 83V84H70ZM72 83H74V80L72 81ZM84 83V82H83ZM165 83V82H164ZM197 83V84H198ZM21 84V83H20ZM49 84V83H48ZM54 84V85H55ZM58 84V83H57ZM76 84V83H75ZM79 84V83H77ZM88 84V83H85ZM82 84V85H85ZM125 84V83H124ZM143 84V83H142ZM145 86H146V82H144ZM155 84V82H154ZM171 84V83H170ZM19 85V84H18ZM27 85V84H26ZM31 85V83H30ZM59 85V84H58ZM72 85V84H71ZM74 85V84H73ZM81 85V84H80ZM98 85V84H97ZM138 85V84H136ZM156 85V84H155ZM166 85V83H165ZM164 85V86H165ZM168 85V84H167ZM166 85V86H167ZM194 85V86H193ZM21 86V85H20ZM56 86V85H55ZM53 86V87H55ZM60 86V85H59ZM65 86V84H64ZM103 86V84H102ZM125 86V85H124ZM133 86V85H131ZM142 85H140L141 87ZM160 86V85H159ZM216 86V87H215ZM234 86V85H233ZM23 86H21L20 90L22 89ZM57 87V86H56ZM67 87V86H66ZM138 87V86H137ZM162 87V86H161ZM170 87V86H169ZM185 87V88H184ZM31 88V86H30ZM83 88V87H82ZM81 88V89H82ZM92 90H96L94 87H91ZM103 88V87H102ZM106 88V87H105ZM126 88V87H125ZM147 88V86H146ZM160 88V87H159ZM168 88V86L166 87ZM196 88V87H195ZM200 88V87H199ZM74 89V87H73ZM78 88H75V90H77ZM89 88H87L88 90ZM106 89V90H107ZM120 89V88H119ZM127 89V88H126ZM139 89V88H138ZM141 89H144L143 87ZM170 89V88H168ZM182 89V90H183ZM194 89V88H193ZM201 89V88H200ZM207 89V90H206ZM237 89V88H236ZM32 90V88L30 89ZM51 90V89H50ZM53 90V89H52ZM59 90V89H58ZM62 90V89H61ZM60 93L61 95L63 94L64 96H68L69 93L66 92V90H63ZM80 90V89H79ZM78 90V91H79ZM90 90V89H89ZM105 90V89H103ZM113 90V89H112ZM115 90V89H114ZM121 90V89H120ZM123 90V89H122ZM128 90V89H127ZM131 90V89H130ZM146 90V89H145ZM144 90V91H145ZM163 90V89H162ZM202 90V89H201ZM205 90V91H204ZM34 91V90H33ZM38 91V90H37ZM54 91L56 92V88L54 89ZM53 91V92H54ZM86 91V90H85ZM97 91V90H96ZM117 91V90H116ZM115 91V92H116ZM119 91V90H118ZM117 91V92H118ZM134 91V90H133ZM140 91V89H139ZM220 91V92H219ZM231 91V90H230ZM29 92V91H28ZM32 92V91H31ZM29 92V93H31ZM36 92V90L34 91ZM39 92V91H38ZM41 92V91H40ZM87 92V91H86ZM110 92V90L108 91ZM107 92V93H108ZM123 92V91H122ZM149 92V91H148ZM215 92V93H216ZM236 92V91H235ZM48 93V92H47ZM51 93V91H50ZM77 93V91H76ZM75 93V94H76ZM82 93V92H81ZM85 93V92H84ZM106 93V94H107ZM112 93V92H110ZM109 93V94H110ZM128 93V92H127ZM183 93V92H181ZM183 93V94H184ZM238 93V92H237ZM32 94V93H31ZM40 94V93H39ZM42 94V93H41ZM54 93H52L53 95ZM59 94V92H58ZM79 94V93H78ZM77 94V95H78ZM93 94V93H92ZM96 94V93H95ZM120 94V93H119ZM143 94V93H141ZM151 94V93H150ZM236 94V93H233ZM38 95V94H37ZM50 95V94H49ZM55 95V94H54ZM60 95V96H61ZM76 95V96H77ZM105 95V94H104ZM149 95V94H148ZM29 96V95H28ZM31 96V95H30ZM51 96V95H50ZM63 96V97H64ZM99 96V95H98ZM96 96V97H98ZM110 96V95H109ZM138 96V95H137ZM143 96V95H142ZM189 96V95H187ZM217 96V95H216ZM44 97V98H43ZM49 97V96H48ZM82 97V96H81ZM100 97V96H99ZM113 94H112V98H113ZM136 97V96H135ZM147 97V96H146ZM150 97V96H149ZM177 97V96H176ZM204 97V96H203ZM43 98V99H42ZM58 98V97H57ZM70 98V96H69ZM142 98V97H141ZM144 98V97H143ZM142 98V99H143ZM184 98V97H183ZM189 98V97H188ZM207 98V99H206ZM50 99V98H49ZM53 99V97H52ZM110 99V98H109ZM109 99H107V101L109 102ZM115 99V98H114ZM224 99V98H223ZM30 101L28 108L25 110L29 109V116L27 115V117L25 116L26 114H24L25 118L21 119V116L19 114V112H21V107L20 111L18 108V103H21V105H23V101ZM64 100V99H63ZM76 100V99H75ZM101 100V97H100ZM105 99L101 100L104 101ZM180 100V99H178ZM213 100V99H212ZM222 100V99H221ZM82 101V100H81ZM86 101V100H85ZM105 100V103L107 102ZM175 101V100H174ZM190 101V99H189ZM223 101V100H222ZM43 102V103H41ZM53 104H51V103ZM49 104L54 105L53 100H49ZM72 102V101H71ZM78 102V101H77ZM100 102V101H99ZM197 102V101H196ZM199 102V101H198ZM202 102V101H201ZM17 103V104H16ZM25 103V102H24ZM56 103V102H55ZM60 103V101H59ZM62 103V102H61ZM65 103V102H64ZM67 103H69V100L67 101ZM66 103V104H67ZM80 103V101H79ZM85 103V102H82ZM104 102H102L103 104ZM113 103V101H112ZM116 103V102H115ZM129 103V102H128ZM141 103V102H140ZM192 103V102H191ZM17 105V108H14L17 110V112L13 109V105ZM75 104V103H74ZM101 104V102H100ZM39 105L41 106V108L39 107ZM48 106V104H46ZM45 105V106H46ZM68 105V104H67ZM66 105V106H67ZM79 106L78 104H75V106ZM84 105V104H82ZM192 105V104H191ZM212 105V104H211ZM210 105V106H211ZM20 106V105H19ZM46 106V108H47ZM56 106V105H54ZM64 106V105H63ZM73 106V105H72ZM89 105L86 106V108ZM100 106V105H99ZM189 106V105H188ZM205 106V105H204ZM220 106V105H219ZM27 106H24V108H26ZM61 107V106H60ZM65 107V106H64ZM68 107V106H67ZM70 107V106H69ZM68 107V110H69ZM74 107V106H73ZM175 107V106H174ZM196 107V106H195ZM49 108H55V107H48ZM59 108V106H58ZM72 108V107H71ZM82 108V107H81ZM85 108V109H86ZM211 108V107H210ZM62 109V108H61ZM65 109V108H64ZM84 109V108H82ZM84 109V110H85ZM96 109V108H95ZM130 109V108H129ZM176 109V108H175ZM178 109V108H177ZM203 109V108H202ZM209 109V108H208ZM216 109V108H215ZM24 110V109H23ZM43 110V109H42ZM66 110V109H65ZM72 110V109H71ZM73 110H75L73 108ZM72 110V111H73ZM91 110V109H90ZM94 110V109H93ZM98 111V109H96ZM196 110V109H195ZM211 110V109H210ZM209 110V111H210ZM44 111V110H43ZM46 111V110H45ZM52 110H50L51 112ZM56 111V110H55ZM61 111V110H60ZM79 111V110H77ZM92 111V110H91ZM113 111V110H112ZM115 111V110H114ZM204 111V109H203ZM212 111V110H211ZM27 113V111H24V113ZM37 112V113H36ZM48 112V114L50 113ZM57 112V111H56ZM59 112V111H58ZM57 112V115H59ZM67 112V111H66ZM68 112H71L70 110ZM74 112V111H73ZM111 112V111H110ZM180 112V111H179ZM190 112V111H189ZM193 112V111H192ZM40 113V112H39ZM38 113V114H39ZM47 113V111H46ZM76 113V111H75ZM82 113V112H81ZM90 113V112H89ZM95 113V112H94ZM98 113V112H97ZM126 113V112H125ZM204 113V112H203ZM22 114V113H21ZM44 114V117H42V119L46 118L45 117V113L43 112L42 115ZM52 117H53V112L51 113ZM50 114V115H51ZM56 114V113H54ZM60 114H62V112H60ZM70 113H67V115ZM96 114V113H95ZM66 115V116H67ZM63 116V115H61ZM65 116V117H66ZM75 116V115H74ZM210 116V114L208 115ZM216 116V115H215ZM39 117V116H38ZM57 117V116H56ZM55 117V118H56ZM94 117V116H92ZM107 117V116H106ZM175 117V115H174ZM177 117V116H176ZM192 117V116H191ZM219 117V115H218ZM48 118V117H47ZM46 118V120H47ZM58 118V117H57ZM60 118V116H59ZM73 118V117H72ZM108 118V117H107ZM39 119V118H38ZM51 119L53 118H48V122H45V127H48V129H52V133L58 131L59 129H55V131L53 130V127L57 121V119L55 121L50 122ZM63 119V118H62ZM95 119V118H94ZM124 119V118H123ZM177 119V118H176ZM221 119V118H220ZM45 120V121H46ZM66 120V119H65ZM93 120V119H92ZM91 120V121H92ZM214 120V119H213ZM40 121V120H39ZM62 121V120H60ZM67 121V120H66ZM112 121V120H111ZM128 121V120H127ZM126 121V122H127ZM177 121V120H176ZM219 121V120H218ZM42 122V121H41ZM55 122V123H54ZM58 122V121H57ZM93 122V121H92ZM98 122H100L98 120ZM96 122V123H98ZM106 122V121H105ZM119 122V121H118ZM220 122V121H219ZM224 122V121H223ZM67 123V122H65ZM109 123V122H108ZM57 124V123H56ZM59 124V123H58ZM63 124V123H62ZM106 124V123H105ZM125 124V123H124ZM127 124V123H126ZM211 124V122H210ZM219 124V123H218ZM42 125V124H41ZM61 125V124H60ZM64 125V124H63ZM84 125V124H83ZM97 125V124H96ZM62 126V125H61ZM72 126V124H71ZM74 126V125H73ZM79 126V125H78ZM107 126V125H106ZM110 126V124H109ZM230 126V127H229ZM85 127V125H84ZM121 127V126H119ZM62 129V128H61ZM219 129V128H218ZM43 131V129H40ZM46 130V129H45ZM68 130V129H67ZM71 130V129H70ZM76 130V129H75ZM74 130V131H75ZM78 130V129H77ZM80 130V129H79ZM78 130V131H79ZM85 130V129H84ZM126 130V129H125ZM211 130V129H210ZM41 131V132H42ZM60 131V130H59ZM77 131V132H78ZM93 131V130H92ZM217 131V130H216ZM221 131V130H218ZM40 132V131H39ZM49 132V130H48ZM51 132V131H50ZM49 132V134H50ZM63 131H60V134L54 133V136L51 138L49 136H51L52 134H48L49 137L45 142V148L42 149H46L47 148V153L50 152L51 154L53 152V148L55 145V151H57L60 148L67 145V149H69L71 146L72 148L75 149L74 143H76V140L79 139V133L73 135H69L64 136L62 138V133ZM82 132V131H80ZM85 132V131H83ZM82 132V133H83ZM109 132V131H108ZM214 132V131H211ZM45 133L46 132H42ZM64 133V132H63ZM66 133V132H65ZM70 133V132H69ZM81 133V134H82ZM105 133V132H104ZM122 133V132H121ZM84 134V133H83ZM112 134V133H111ZM120 134V133H119ZM42 135V134H40ZM58 135H61V137H59ZM85 135V134H84ZM122 135V134H121ZM126 135V134H125ZM214 135V134H213ZM101 136V135H100ZM110 136V133H109ZM45 137V136H44ZM43 137V138H44ZM87 137V136H86ZM89 137V135H88ZM92 137V136H91ZM103 137V136H102ZM117 137V136H116ZM214 137V136H213ZM222 137V136H221ZM220 137V138H221ZM42 138V137H41ZM62 138V139H60ZM78 138V139H76ZM40 139V138H39ZM87 139V138H86ZM93 139V138H92ZM124 139V138H122ZM45 140V139H44ZM80 140V139H79ZM82 140V139H81ZM103 140V139H102ZM116 140V139H115ZM217 140V139H216ZM37 141V142H36ZM218 141V140H217ZM216 141V142H217ZM41 142V141H40ZM92 142V141H91ZM42 143V142H41ZM39 143V144H41ZM78 143V141H77ZM87 143V141L85 142ZM90 143V142H89ZM57 144H60V146L57 147ZM65 144V145H64ZM82 144V143H81ZM105 144V143H104ZM212 144V143H211ZM38 145V144H37ZM70 145V146H69ZM95 145V144H94ZM98 145V144H97ZM42 146V145H41ZM90 146V147H89ZM105 146V145H104ZM211 146V145H210ZM38 147V146H36ZM85 147V146H84ZM93 147V146H92ZM216 147V146H215ZM100 148V147H99ZM62 149V150H63ZM66 149V148H65ZM71 149V148H70ZM73 149V152H74ZM80 149V148H79ZM95 149V148H94ZM249 149V150H248ZM41 150V147L40 149ZM61 150V151H62ZM72 150V149H71ZM81 150V149H80ZM65 151V150H64ZM85 151V150H84ZM97 151V150H96ZM95 151V153H96ZM104 151V150H103ZM108 151V150H107ZM39 152V151H38ZM46 152V151H45ZM44 152V153H45ZM68 152V151H66ZM102 152V151H101ZM100 152V153H101ZM115 152V151H114ZM118 152V151H117ZM209 152V151H208ZM109 153V152H108ZM120 153V152H119ZM222 153V152H220ZM227 153H228V157H227ZM21 154V155H20ZM34 154V155H33ZM42 154V153H41ZM40 154V155H41ZM58 153H56L57 155ZM61 154V153H60ZM69 154V153H68ZM82 154L84 155V152H82ZM207 154V153H206ZM43 155V154H42ZM45 155V154H44ZM64 155V154H63ZM82 155V156H83ZM86 155V154H85ZM84 155V156H85ZM94 155V154H92ZM97 155V154H96ZM114 155V153H113ZM214 155V154H213ZM212 155V156H213ZM7 157V159H3V157ZM46 156V155H45ZM50 156V155H49ZM52 156V155H51ZM67 156V155H66ZM253 156V155H252ZM5 157V158H6ZM41 157V156H40ZM61 157V156H60ZM45 158V157H44ZM52 158V157H50ZM71 158V156H70ZM68 158V159H70ZM88 158V157H87ZM222 158V159H223ZM18 159V158H17ZM29 159V160H28ZM35 159L37 160V158L35 157ZM58 159V158H57ZM95 159V160H94ZM114 159V158H113ZM118 159V158H117ZM120 159V158H119ZM59 160V159H58ZM67 160V159H66ZM94 160V161H93ZM206 160V159H205ZM221 160V159H220ZM33 161V160H31ZM41 161V160H40ZM60 161H62L60 159ZM70 161V160H68ZM80 161V160H79ZM223 162V160H221ZM224 161V162H225ZM20 162V161H18ZM24 162V163H25ZM35 162V161H34ZM54 162V161H53ZM64 162V161H62ZM81 162V161H80ZM100 162V161H99ZM223 162V163H224ZM31 163V162H30ZM38 163V162H37ZM36 163V164H37ZM113 163V162H112ZM117 163V162H116ZM178 163V162H177ZM176 163V164H177ZM205 163V162H204ZM34 164V163H33ZM32 164V165H33ZM53 164V163H52ZM174 164V163H173ZM226 164V163H225ZM260 164V163H258ZM19 165V163L17 164ZM219 165V164H218ZM22 166V165H19ZM42 166V165H41ZM120 166V165H119ZM184 166V165H183ZM44 167H47L44 164ZM125 167V166H124ZM43 168V167H41ZM51 168V167H49ZM49 168H46L49 169ZM122 168V167H121ZM158 168V167H157ZM156 168V169H157ZM173 168V167H172ZM30 169V168H29ZM35 169V168H34ZM150 168L146 169V173L144 174L145 176L148 175V170ZM152 169V168H151ZM155 169V168H154ZM153 169V170H154ZM213 169V168H212ZM41 170V169H40ZM39 170V172H40ZM43 170V169H42ZM173 170V169H172ZM33 171V170H32ZM157 171H160L159 168ZM27 172V170L25 171ZM24 172V173H25ZM29 172V171H28ZM52 172V173H53ZM155 172V171H154ZM161 172H165V169H161ZM167 172V171H166ZM212 172V171H211ZM44 172L42 171V174ZM49 173V172H48ZM170 173V172H169ZM169 173H167V175H169ZM29 174V173H26ZM54 174V173H53ZM147 174V175H146ZM166 174V173H164ZM205 174V173H204ZM46 175V174H45ZM49 175V174H48ZM57 175V176H59ZM166 175V176H167ZM186 175V174H185ZM23 176V175H22ZM38 177V173L36 172L35 175L33 176ZM51 176V175H50ZM152 176V175H151ZM170 176V175H169ZM210 176V175H208ZM56 177V176H55ZM154 177V175H153ZM152 177V178H153ZM29 178V177H28ZM51 178V177H50ZM162 178H164V175L162 176ZM211 178V179H212ZM25 179V178H24ZM23 179V180H24ZM55 179V178H54ZM33 180V179H32ZM53 180V178H52ZM26 181V180H25ZM35 181V180H33ZM162 181V180H161ZM167 181V180H166ZM252 182L256 183V189L254 190L253 186L251 185ZM31 183V182H30ZM162 183V182H161ZM26 184V182L24 183ZM148 184V183H147ZM158 184V183H157ZM163 184V183H162ZM168 184V183H167ZM31 185V184H29ZM31 185V186H32ZM93 185V187L91 186ZM143 185V183L141 184V186ZM171 185V184H170ZM257 185H258V189H257ZM32 186V187H33ZM91 186V187H90ZM144 186V185H143ZM147 186V185H146ZM150 186V185H149ZM165 186V185H164ZM176 186V185H175ZM26 187V186H25ZM30 187V186H29ZM95 189L97 190L96 195H91V196H97L98 199L93 200H89L87 197L88 192H91L93 190L90 189ZM189 188V187H188ZM31 189V187H30ZM35 189V190H36ZM146 189V187H145ZM154 189V188H153ZM32 190V189H31ZM159 190V189H158ZM86 191V193H85ZM32 192V191H31ZM35 192V191H34ZM144 192V191H143ZM150 192V191H149ZM148 192V193H149ZM154 192V191H152ZM159 192V191H158ZM168 192V191H167ZM174 192V191H173ZM172 192V193H173ZM66 193V194H64ZM162 193V192H161ZM200 193V192H199ZM207 193V192H206ZM204 193V194H206ZM90 194V193H89ZM93 194V192H92ZM145 194V193H144ZM186 194V193H185ZM27 195V196H26ZM35 195V194H34ZM159 195V194H158ZM161 195V194H160ZM87 196V197H86ZM148 196V194H147ZM162 196V195H161ZM197 196V195H196ZM207 196V194H206ZM205 196V199H206ZM209 196V197H210ZM92 197V198H93ZM174 197V196H173ZM177 197V196H176ZM204 197V196H203ZM207 196V198H209ZM257 197V196H256ZM149 198V197H147ZM167 198V197H166ZM172 198V196H171ZM91 199V198H90ZM94 199V198H93ZM151 196H150V200H151ZM154 199V198H153ZM157 199V198H156ZM174 199V198H173ZM172 200V203L174 204ZM256 199V198H255ZM149 200V199H148ZM34 201V202H33ZM154 201V200H153ZM160 201V200H159ZM158 201V203H159ZM206 201V200H205ZM150 202V201H149ZM164 202V201H163ZM208 202V201H207ZM198 203V202H197ZM168 204V203H167ZM35 205V206H34ZM191 205V204H190ZM147 206V205H146ZM155 206V205H154ZM195 206V205H194ZM197 206V205H196ZM253 206V205H252ZM150 207V206H149ZM188 207V206H187ZM158 208V207H157ZM254 208H255V215L259 214V219L257 220V223L254 222L255 219V215L248 218L247 222L246 221H242V224L240 225L241 227H249L251 225H253L254 223L256 224V241L254 242L253 246H250L248 249V254H249V264H264V196L260 198V200L258 199L256 202L254 201ZM195 209V208H193ZM192 209V210H193ZM198 210V209H197ZM195 210V211H197ZM25 211V212H24ZM153 211V210H152ZM24 212V213H23ZM174 212V211H173ZM152 213V212H151ZM150 213V214H151ZM155 213V212H154ZM185 213V212H184ZM188 213V212H187ZM195 212H193L192 214H194ZM251 213V212H250ZM156 214V213H155ZM196 215V214H195ZM193 216V215H192ZM197 216V215H196ZM177 217V216H176ZM199 218V219H200ZM257 218V217H256ZM191 219V218H189ZM183 220V219H182ZM202 220V219H201ZM7 221H11V223H7ZM191 221V220H190ZM180 222V221H179ZM156 223V222H155ZM197 223V222H196ZM152 224V223H151ZM254 224V225H255ZM141 225V226H142ZM194 225V224H193ZM143 226V227H144ZM148 226V225H147ZM198 226V227H199ZM146 227V226H145ZM200 227V228H201ZM252 227V226H251ZM188 228V227H187ZM145 229V228H144ZM193 229V228H192ZM243 229V228H242ZM250 229V228H248ZM254 229V226L253 228ZM153 230V229H152ZM194 230H192L193 232ZM245 231V229H244ZM253 231V230H252ZM247 232V231H246ZM134 233V232H133ZM188 234H190L189 232H186ZM196 233V232H195ZM204 233V232H203ZM244 233V232H242ZM249 233V232H248ZM28 234H31L33 236V239H31L30 236H28ZM165 234V233H164ZM246 234V233H245ZM187 235V234H185ZM193 235H195L193 233ZM243 235V234H241ZM240 235V236H241ZM252 235V234H251ZM131 236V235H130ZM135 236V235H134ZM160 236V235H159ZM184 236V235H183ZM239 236V237H240ZM152 237V236H150ZM161 237V236H160ZM181 237V236H180ZM194 237V236H193ZM197 237V235L195 236ZM249 237V236H248ZM131 237H129L130 240ZM157 238V237H156ZM192 238V237H191ZM241 238V237H240ZM251 238V237H250ZM249 238V239H250ZM183 239V238H182ZM186 240V238H184ZM184 239L182 240V242H184ZM190 239V238H189ZM195 239V238H194ZM239 239V238H238ZM247 239V238H246ZM245 239V240H246ZM248 239V240H249ZM237 240V239H236ZM234 240V241H236ZM242 240V239H241ZM85 241H97L98 244H96V248H91L89 250H91V253H89L90 255H85L84 254V250L83 247L81 245H83V242ZM134 241V240H132ZM151 241V240H150ZM180 241V240H179ZM188 241V239H187ZM136 242V241H135ZM141 242V241H140ZM152 242V241H151ZM181 242V243H182ZM189 242H191L189 240ZM253 242V241H252ZM87 243V242H86ZM92 243V242H91ZM134 242H132L133 244ZM177 243V242H176ZM180 243V244H181ZM188 243V242H187ZM192 243V242H191ZM197 243V242H196ZM195 243V244H196ZM233 243V242H231ZM88 244V243H87ZM193 244V243H192ZM249 244V243H248ZM86 245V244H85ZM134 245V244H133ZM183 245V244H182ZM235 245V246H234ZM246 243L244 241H242L241 243H236L234 242L233 244V248L235 251H233V254L237 253L239 255V251H241L243 248H246ZM232 246V245H231ZM87 247V246H86ZM90 247V246H89ZM189 247L190 244H189ZM229 247V246H228ZM144 248V247H143ZM181 248L185 249V243L184 246H181ZM231 248V247H230ZM236 248V249H235ZM133 249V248H132ZM193 249V248H192ZM186 250V249H185ZM233 250V249H231ZM193 251V250H192ZM223 251V250H222ZM229 251V250H228ZM243 251V250H242ZM132 252V251H131ZM152 252V251H151ZM175 252V251H174ZM181 252V251H180ZM187 252V251H186ZM197 252V251H196ZM139 253V252H138ZM154 253V252H153ZM182 253V252H181ZM181 253L176 254L174 256H176L175 258H171L170 261H168V264H182L185 261H183L182 259L185 258V253L182 254L184 255V258H181ZM190 253V252H188ZM222 253V252H221ZM232 253V252H231ZM83 255L82 258H77V255ZM155 254V253H154ZM170 254V253H169ZM224 254V253H223ZM243 254V253H242ZM138 255V254H137ZM151 255V254H149ZM192 255V254H191ZM132 256V255H131ZM233 256V255H232ZM231 256V257H232ZM235 256V255H234ZM130 257V256H129ZM161 257V256H160ZM167 257V256H166ZM170 257V256H169ZM191 257V256H190ZM154 256H152L151 259H153ZM162 258V257H161ZM225 258V257H224ZM247 258V259H248ZM141 259V258H140ZM188 259V257H187ZM194 259V258H193ZM233 258H231L232 260ZM236 259L238 260V258L236 257ZM242 259V258H241ZM149 260V259H147ZM195 260V259H194ZM234 260V259H233ZM150 261V260H149ZM153 261V260H152ZM156 261V260H155ZM193 261V260H192ZM191 261V262H192ZM137 262V261H136ZM147 261H145L146 263ZM190 262V263H191ZM195 262V261H194ZM235 262V261H234ZM152 264V262H150ZM157 263V262H156ZM198 263V260H197ZM240 263V262H239ZM243 263V262H242ZM241 263V264H242ZM130 264V263H129ZM132 264V263H131ZM148 264V263H147ZM160 264V263H159ZM185 264V263H184ZM188 264V263H187Z\"/></svg>",
    "mask_w": 264,
    "mask_h": 264
},
{
    "label": "snow or ice",
    "instance_id": "6c2138e0",
    "mask_svg": "<svg viewBox=\"0 0 264 264\" xmlns=\"http://www.w3.org/2000/svg\"><path fill=\"white\" fill-rule=\"evenodd\" d=\"M7 223H9V224H10V223H11V221H7ZM3 226H4V225L0 224V227H3Z\"/></svg>",
    "mask_w": 264,
    "mask_h": 264
}]
</instances>
